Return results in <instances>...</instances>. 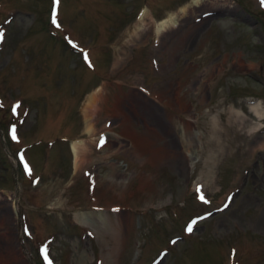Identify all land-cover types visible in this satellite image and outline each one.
<instances>
[{
	"label": "rangeland",
	"instance_id": "374dc122",
	"mask_svg": "<svg viewBox=\"0 0 264 264\" xmlns=\"http://www.w3.org/2000/svg\"><path fill=\"white\" fill-rule=\"evenodd\" d=\"M0 30V264H47L42 247L51 264H264L261 0H0ZM105 117L132 140L91 162ZM86 212L122 223L95 233Z\"/></svg>",
	"mask_w": 264,
	"mask_h": 264
},
{
	"label": "bare ground",
	"instance_id": "6f19581e",
	"mask_svg": "<svg viewBox=\"0 0 264 264\" xmlns=\"http://www.w3.org/2000/svg\"><path fill=\"white\" fill-rule=\"evenodd\" d=\"M195 3L197 2V0H193ZM173 17V13H170V15H169V17H168V19L166 18V21L168 20H171V19H173L172 18ZM143 18V17H142ZM142 18H141V20H142ZM144 21V20H143ZM162 22V21H161ZM163 22H165V20L163 21ZM139 23V22H138ZM141 23V22H140ZM139 23V24H140ZM159 24V23H158ZM138 26V25H137ZM159 27H161V26H159ZM162 28V27H161ZM95 99V98H94ZM260 104H259V102L258 103H255V104H253L252 106H251V108H252V110H254L255 111V113H256V115H258L259 117L260 116H262V114H263V111L262 110H264V109H261L260 107ZM186 127V126H185ZM253 128H254V126H253ZM184 133H185V131L184 130H182ZM181 132V131H180ZM126 134H128V133H126ZM128 136V135H127ZM179 136V135H178ZM190 136V135H189ZM131 137V136H130ZM129 138V137H128ZM182 139H183V137H182ZM132 140V139H131ZM184 140V139H183ZM187 142V141H186ZM258 144H262V142H259V140H258ZM81 145V144H80ZM75 146V145H74ZM76 148V147H75ZM74 149V148H73ZM188 153V152H187ZM78 155V154H77ZM78 157V156H77ZM75 159H77V158H75ZM138 189H140V188H138ZM97 215V217L99 218V219H97V223L95 222V221H93V216H91V214H89V212L87 213H84V214H78V213H75V219L79 222V223H81V224H84V225H88L95 233H96V231H97V233H98V226H100L103 230H105V231H109V229H111V228H113L114 227V229L116 228V226L118 227V225H120L122 222H120V221H117V223L115 224L114 222H111L112 221V219H110L109 220V216H110V214H107V213H102V212H99L98 214H96ZM96 215H95V217H96ZM119 215V214H118ZM94 217V218H95ZM115 217V219H116V215L114 216ZM129 218V217H128ZM118 219H119V217H118ZM116 221V220H115ZM128 223L126 224V225H129V221H127ZM98 224V225H97ZM128 227V226H127ZM119 240H121L120 238H119ZM122 246V245H121Z\"/></svg>",
	"mask_w": 264,
	"mask_h": 264
},
{
	"label": "snow or ice",
	"instance_id": "6c2138e0",
	"mask_svg": "<svg viewBox=\"0 0 264 264\" xmlns=\"http://www.w3.org/2000/svg\"><path fill=\"white\" fill-rule=\"evenodd\" d=\"M261 3H262V5H264V0H261ZM53 23H54V24L56 23L55 13H53ZM2 36H3V31L0 30V37H2ZM85 59L87 60V55H85ZM13 111H15V107L13 108ZM16 136H17L16 127L13 126V127H12V138H13V139H16ZM101 143H103V139H101ZM20 159L23 161V159H24L23 156H21ZM25 168L27 169V165H25ZM200 191H201V189H200V187L198 186V187H197V192L199 193ZM199 199H201L202 201L205 200L204 195L201 194V195L199 196ZM231 199H232V197L229 196L228 200L231 201ZM205 202H206V201H205ZM227 206H228V203H225L224 207L226 208ZM195 223H196V221H193L192 224H189L186 230H187L188 232H191V231L193 230L192 225L195 224ZM41 253L43 254V257H44L45 261H47V264H51V261L48 259L47 249L44 248V247H42V248H41Z\"/></svg>",
	"mask_w": 264,
	"mask_h": 264
}]
</instances>
